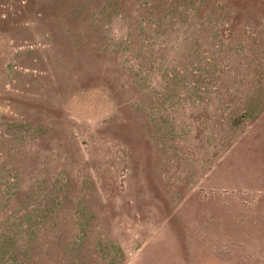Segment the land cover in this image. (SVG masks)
I'll return each instance as SVG.
<instances>
[{
  "label": "rangeland",
  "instance_id": "obj_1",
  "mask_svg": "<svg viewBox=\"0 0 264 264\" xmlns=\"http://www.w3.org/2000/svg\"><path fill=\"white\" fill-rule=\"evenodd\" d=\"M0 264H264V0H0Z\"/></svg>",
  "mask_w": 264,
  "mask_h": 264
}]
</instances>
